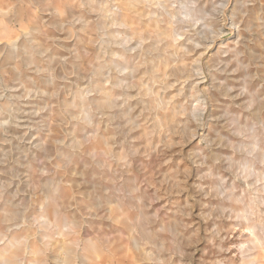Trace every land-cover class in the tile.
<instances>
[{"label":"clouds","instance_id":"obj_1","mask_svg":"<svg viewBox=\"0 0 264 264\" xmlns=\"http://www.w3.org/2000/svg\"><path fill=\"white\" fill-rule=\"evenodd\" d=\"M0 264H264V0H0Z\"/></svg>","mask_w":264,"mask_h":264},{"label":"rangeland","instance_id":"obj_2","mask_svg":"<svg viewBox=\"0 0 264 264\" xmlns=\"http://www.w3.org/2000/svg\"><path fill=\"white\" fill-rule=\"evenodd\" d=\"M227 226H228V225L226 224L225 227H227ZM238 235H239V234L237 233V236H238ZM230 240H231V238H230Z\"/></svg>","mask_w":264,"mask_h":264}]
</instances>
